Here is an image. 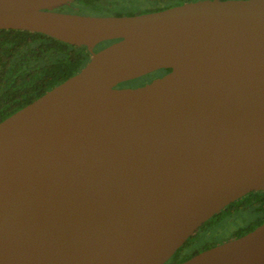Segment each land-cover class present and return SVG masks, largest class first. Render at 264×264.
<instances>
[{"label":"water","instance_id":"1","mask_svg":"<svg viewBox=\"0 0 264 264\" xmlns=\"http://www.w3.org/2000/svg\"><path fill=\"white\" fill-rule=\"evenodd\" d=\"M75 1L0 0V30L92 53L0 122V264H166L264 191V0L59 11ZM178 264H264V222Z\"/></svg>","mask_w":264,"mask_h":264},{"label":"trees","instance_id":"2","mask_svg":"<svg viewBox=\"0 0 264 264\" xmlns=\"http://www.w3.org/2000/svg\"><path fill=\"white\" fill-rule=\"evenodd\" d=\"M145 1H149L153 7L145 10L148 12L198 0ZM132 2L138 4L140 0H78L73 2L72 6H79L80 11L92 9L96 15L101 16H124L133 14L132 12L129 14L127 7ZM88 59L89 53L84 46L70 45L37 32L0 30V122L79 73ZM126 84L128 83L121 85L126 86ZM242 207L254 208L259 215L251 226L237 233L243 236L244 233L254 230V227L264 222V191L246 195L238 202L229 205L225 211L215 215L206 225H214ZM197 253L198 251L190 250L182 256L181 252L177 251L166 264H178Z\"/></svg>","mask_w":264,"mask_h":264},{"label":"rangeland","instance_id":"3","mask_svg":"<svg viewBox=\"0 0 264 264\" xmlns=\"http://www.w3.org/2000/svg\"><path fill=\"white\" fill-rule=\"evenodd\" d=\"M140 4L146 5L147 2H140ZM79 6L75 5L72 7H65L62 9L63 13H76L81 15H96L92 9L86 11L78 10ZM150 78L148 76H143L137 79L130 80L126 84L127 87H138L148 83ZM259 218L258 213L255 211L254 208H245L241 209L238 212H235L233 215L229 217H223L220 222L215 225H211L208 227H204L198 233L197 236L189 240L188 244H185V251L189 252L193 248H202L206 243L209 242H225V240L234 236L236 231L242 230L248 226H251L253 222H255ZM217 225V226H216ZM209 229V236L204 237L206 232ZM188 242V241H187Z\"/></svg>","mask_w":264,"mask_h":264},{"label":"flooded vegetation","instance_id":"4","mask_svg":"<svg viewBox=\"0 0 264 264\" xmlns=\"http://www.w3.org/2000/svg\"><path fill=\"white\" fill-rule=\"evenodd\" d=\"M140 2H147V1H145V0H140ZM176 6V5H175ZM127 7L129 8L128 9V12H129V14L132 12L133 14L132 15H124V16H133V15H139V14H144V13H150V12H157V11H145V10H147V9H151V8H153L152 7V4L148 1L147 2V4L146 5H143V4H140V3H130V4H128L127 5ZM173 7V6H172ZM63 8H65V7H63ZM62 8V9H63ZM168 8H170V7H168ZM62 9H60L59 11H61L62 12ZM167 9V8H166ZM165 10V9H164ZM161 11V10H160ZM74 14H76V13H74ZM81 15V14H80ZM90 16H101V15H90ZM114 42H116V40H110V41H106V42H103L104 44L103 45H101L102 43H100L99 45H97L94 49H93V51L94 52H98L99 50H101L102 48H104V47H106V46H108V45H110V44H112V43H114ZM87 48V47H86ZM87 50H88V48H87ZM88 53H89V59H88V62H87V64L89 63V61H90V59L92 58V53L91 52H89V50H88ZM86 64V65H87ZM85 65V66H86ZM170 70H160V71H156V72H153V73H151V74H148L147 76L150 78V80L148 81V83L149 82H152V80L157 76V74H159L160 76H164V75H166L168 72H169ZM120 88L121 87H125V86H119ZM239 201V200H238ZM238 201H236V202H238ZM236 202H234V203H236ZM233 204V203H232ZM231 205V204H230ZM227 207H229V206H227ZM226 207V208H227ZM225 208V209H226ZM225 209L224 210H222V211H225ZM241 209H245V208H240V209H238L237 210V212L239 211V210H241ZM212 219V218H211ZM210 219V220H211ZM208 222V221H207ZM206 222V223H207ZM220 222V221H219ZM206 223H204L201 227H200V229L196 232V234L193 236V237H195V236H197L198 235V233L201 231V229H203L205 226L206 227H208V226H211L212 224H207L206 225ZM218 223V222H217ZM216 223V224H217ZM219 224V223H218ZM217 224V225H218ZM215 225V224H214ZM216 225V226H217ZM205 227V228H206ZM256 227H258V226H256ZM256 227H254V229L256 228ZM247 228V227H246ZM245 229V228H244ZM253 230V229H252ZM239 231H241V230H238V231H236V233L234 234V236L233 237H231V238H229V239H227V240H230V239H233V238H237V237H240V236H242V235H237V233L239 232ZM251 231V230H250ZM250 231H247L246 233H248V232H250ZM246 233H244V234H246ZM243 234V235H244ZM210 234H209V229H208V231L206 232V234L203 236V238L204 237H207V236H209ZM227 240H225V241H227ZM187 243V242H186ZM185 243V244H186ZM221 243H223V242H209V243H206L202 248H193L191 251L192 252H196V251H198V253L199 252H201V251H203V250H206V249H208V248H211V247H214V246H216V245H218V244H221ZM185 244L182 246V247H180L177 251H179V252H181V254L180 255H182V256H184V255H186L187 254V252L185 251ZM208 245H210L209 247H207V248H205L206 246H208ZM176 251V252H177ZM185 252V253H184ZM175 255V254H174ZM173 255V256H174ZM174 262H176V260H174Z\"/></svg>","mask_w":264,"mask_h":264}]
</instances>
